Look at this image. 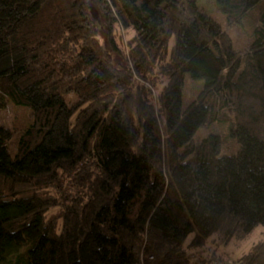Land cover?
Instances as JSON below:
<instances>
[{
	"label": "trees",
	"instance_id": "1",
	"mask_svg": "<svg viewBox=\"0 0 264 264\" xmlns=\"http://www.w3.org/2000/svg\"><path fill=\"white\" fill-rule=\"evenodd\" d=\"M217 5L227 29L197 0H0V110L29 112L0 125V264H226L208 242L264 227V0ZM215 122L232 155L195 138Z\"/></svg>",
	"mask_w": 264,
	"mask_h": 264
},
{
	"label": "rangeland",
	"instance_id": "2",
	"mask_svg": "<svg viewBox=\"0 0 264 264\" xmlns=\"http://www.w3.org/2000/svg\"><path fill=\"white\" fill-rule=\"evenodd\" d=\"M199 7L204 9L211 17L218 20L225 29H227V22L225 15L219 10L217 0H197ZM94 7V6H93ZM95 8V7H94ZM96 9V8H95ZM229 33L233 39L235 48H241L244 46L248 39L246 30L233 27L229 29ZM205 84L204 79H193L191 75H187L183 86V98L182 105L183 109H186L199 95ZM67 102L76 101V97H67ZM27 108L16 109L11 104L6 109L0 110V125L14 126L24 128L29 124ZM220 135L223 140V145L220 154L222 156L232 155L235 153L239 145L237 139L231 135V129L228 124H222L215 122L207 125L197 132L196 139H204L210 135ZM19 135H15L10 144V153L12 156L15 155L16 149L15 144L19 140ZM264 238V227L258 226L253 233L243 241L233 240L228 244H216L215 242H208L205 247L207 255L215 254L217 258L225 262L226 264H238V260L246 254L250 248L260 242ZM204 251V250H203ZM14 260L12 257L8 258L2 264H10Z\"/></svg>",
	"mask_w": 264,
	"mask_h": 264
},
{
	"label": "water",
	"instance_id": "3",
	"mask_svg": "<svg viewBox=\"0 0 264 264\" xmlns=\"http://www.w3.org/2000/svg\"><path fill=\"white\" fill-rule=\"evenodd\" d=\"M91 14L95 21H100L99 13L94 7L91 8Z\"/></svg>",
	"mask_w": 264,
	"mask_h": 264
}]
</instances>
